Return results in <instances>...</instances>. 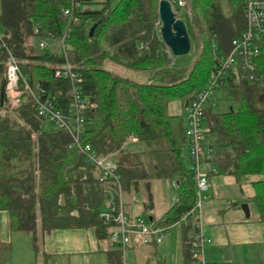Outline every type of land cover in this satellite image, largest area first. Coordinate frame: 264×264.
<instances>
[{
    "label": "trees",
    "instance_id": "16d2710c",
    "mask_svg": "<svg viewBox=\"0 0 264 264\" xmlns=\"http://www.w3.org/2000/svg\"><path fill=\"white\" fill-rule=\"evenodd\" d=\"M159 1L105 0L93 7L86 0L74 9L71 0H0V211L8 213L11 232L30 234L35 249L55 230L90 228L104 240L111 224L100 218L104 195L97 173L68 148L66 132L47 128L37 116L22 80L18 107L7 105V51L38 97L37 87L43 88L64 111L70 86L54 71L68 62L79 74L91 105L84 113L83 143L114 161L125 194L141 197L156 180L175 183L176 201L152 222L172 226L194 208L196 189L184 156L186 121L169 105L179 102L184 110L206 86L216 57L245 28L244 2L187 0L185 9L177 7L196 57L190 66L176 67L155 27ZM66 32L64 53L38 52L39 41L57 44ZM256 66L262 84L235 75L219 87L230 89L237 110L215 113L207 107L203 121L206 137L229 148L215 154L219 168L237 180L259 178L251 201L264 223V43ZM181 232L183 264H192L193 218ZM10 257V243L0 241V264H9ZM108 263L124 264L122 250L110 251Z\"/></svg>",
    "mask_w": 264,
    "mask_h": 264
},
{
    "label": "built area",
    "instance_id": "2783aa9c",
    "mask_svg": "<svg viewBox=\"0 0 264 264\" xmlns=\"http://www.w3.org/2000/svg\"><path fill=\"white\" fill-rule=\"evenodd\" d=\"M85 1L71 0V6L74 9H78ZM166 1L171 4V7L176 6L183 10L186 7L187 0ZM243 2L244 30L231 40L230 49L226 54L216 57L214 70L211 72L206 86L196 94L195 99L185 108L186 150L189 155V168L196 189V201L194 208L174 225L186 226L191 218L194 220L196 232L193 235L190 246L193 258L192 264H206L202 257V250L203 245L209 240L202 232V209L204 193L208 189L207 176L208 174H216L213 169H210L208 173L202 172L200 169L202 162L210 159L212 153V149H207L205 153L202 150L207 133L203 120L208 98L228 77L236 75L248 82L257 84H262L263 82L262 74L257 72L256 61L264 43V0H243ZM64 14H69V10H65ZM176 16L179 19L181 13H176ZM155 27L159 33L161 27L159 20L156 22ZM37 32L38 30H35L34 34H37ZM66 38L67 32L57 42L63 53L67 50L64 43ZM38 45L43 48L46 43L39 41ZM7 54L5 72V98L7 105L10 109L18 107L20 102L19 82L22 80L26 91L34 100L37 116L55 129L62 130L69 135L70 144L68 148L77 150L85 162L91 165L97 173L96 178L104 195L100 218L105 223L111 224L110 238L112 243L118 246L122 253L132 241L139 245L160 244L171 226L157 225L152 220L149 221L142 217L128 215L123 201L122 178L117 173L116 164L109 157L97 155L90 145L83 143L84 113L91 105L81 93L82 78L79 74L73 71V67L68 62H65L54 71V78L66 80L70 86L69 101L64 111L56 106L43 88L37 87L40 95L38 97L36 91L21 76L14 56L9 51H7ZM211 107H214V103ZM131 141L135 142L136 140L131 138ZM173 186H175L174 182ZM131 202L135 204L138 200L135 196H132Z\"/></svg>",
    "mask_w": 264,
    "mask_h": 264
},
{
    "label": "crops",
    "instance_id": "0c3cea01",
    "mask_svg": "<svg viewBox=\"0 0 264 264\" xmlns=\"http://www.w3.org/2000/svg\"><path fill=\"white\" fill-rule=\"evenodd\" d=\"M182 115L186 121L185 109ZM207 149H212L211 157L204 160L201 167L204 172L208 173L210 169H213L216 174H208V189L204 193L202 232L209 240L203 245L204 258L210 264H264V223L259 221L256 206L251 201L254 196L253 182L259 178L247 176L237 180L233 175L220 169L214 161L217 152L229 150V148L216 145L209 137H206L202 146L203 153ZM159 181L162 180L153 181L148 193L144 191L141 197L133 194L123 196L125 211L128 215L140 217L142 206L153 210L154 200L158 199L159 194H161L160 202L165 203V207L155 212V217L149 216L153 221L160 219L174 204L177 197L173 203H170L165 194V190H168L167 185ZM169 183L176 191L173 182ZM132 196L137 198V203L131 202ZM243 204L248 206V218L241 209ZM251 207H255L253 215L250 211ZM170 231L169 228L164 240L157 245H139L132 241L125 248L123 262L125 261L126 264L128 257L129 264L141 262L183 264L181 227L178 226V230L173 233ZM23 234L25 233L11 232L8 213L0 211V241L10 243L11 254L13 235L23 237L21 236ZM41 244L42 252L50 259L51 264H58L61 261L66 264V260L67 264H71L72 261H75L74 264L76 262L109 264L108 253L115 248L119 249L112 243L110 234L107 239L99 240L94 230L90 228L55 230L43 235ZM61 257H65L66 260ZM75 257L79 258L73 260Z\"/></svg>",
    "mask_w": 264,
    "mask_h": 264
},
{
    "label": "rangeland",
    "instance_id": "374dc122",
    "mask_svg": "<svg viewBox=\"0 0 264 264\" xmlns=\"http://www.w3.org/2000/svg\"><path fill=\"white\" fill-rule=\"evenodd\" d=\"M91 1L93 3L92 6L95 7L96 3L103 2L105 0H91ZM113 1H117V0H113ZM176 8H177L176 6H172V10L174 12L176 11ZM37 49H38V52L41 54L45 53V52L59 54L61 52V48L57 44H49V45L46 44L44 48L39 47ZM195 57H196V55L192 49L187 55L174 56L173 57V65H175L176 67L190 66L193 63ZM127 77H129L130 79L138 80L139 75L129 74V75H127ZM213 103H214V107H211V105ZM207 107L212 108V110L215 113H225V112H229L231 110H237V108H238V106L232 100L230 89L227 87L216 89L213 92V94L210 95V97L208 98ZM169 112L172 114H181L182 115L183 109L181 108V105L179 102H175V103H171L169 105ZM46 126H47V128L52 127L49 123H46ZM184 156H185V163H186V165L189 166L190 165L189 164L190 161L188 159L189 155H188V152L186 150L184 151ZM200 169L202 172H204L202 167ZM220 173H221V171H220ZM159 182L167 185L168 190L167 189L165 190V194H166V197L169 199V202L173 203V201L176 197V191H174V189L171 187V185L168 181H159ZM165 188H166V186H165ZM160 195L161 194L157 195L158 199L154 200L153 210H151L148 207L145 208L144 206L140 207V209L142 210V213L141 212H140L141 214L139 213L140 217H142L144 219H147L149 216L155 217V212L157 213L158 211H161L165 207V203L163 204L162 202H160L161 201ZM124 196H127V195L124 194ZM254 208L251 207V209H250L252 215L255 211ZM111 229H112V227H110V231H111ZM170 229H171L170 233H173V232L178 230V225H173L170 227ZM21 236H23V237H19V235H13L14 239H13V243H12V254H11L9 264H51L49 261L50 259L45 257V255L42 252L41 240H37V243H36L37 246L35 249V247L32 244L30 234L25 233ZM34 249H35V251H34ZM202 257H203V260L206 264H210L205 260L204 254L202 255ZM61 258L66 260L65 257L64 258L61 257ZM77 258H79V257H75L73 260H76ZM126 260H127L126 264H129L128 257ZM65 262L67 264V260ZM74 262L75 261H72L71 264H74ZM123 263L125 264V261ZM58 264H63V262L61 261ZM76 264H83V263L82 262H76ZM86 264H94V263H88L87 262ZM138 264H144V263L141 262Z\"/></svg>",
    "mask_w": 264,
    "mask_h": 264
},
{
    "label": "water",
    "instance_id": "95a60500",
    "mask_svg": "<svg viewBox=\"0 0 264 264\" xmlns=\"http://www.w3.org/2000/svg\"><path fill=\"white\" fill-rule=\"evenodd\" d=\"M158 20L161 27L159 35L165 47L170 51L173 56L187 55L191 49L190 39L188 37L185 24L182 20L178 19L176 13L172 10L171 4L166 0H160L158 3ZM94 27L90 29V34L93 32ZM4 92L0 94V106L3 105ZM245 216L249 217V209L247 204L241 206ZM152 220L151 217L148 218Z\"/></svg>",
    "mask_w": 264,
    "mask_h": 264
}]
</instances>
